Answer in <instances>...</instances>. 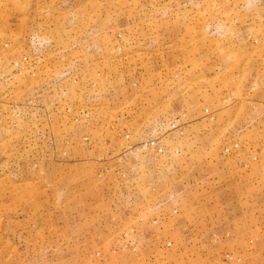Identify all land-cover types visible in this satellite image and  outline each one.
Returning <instances> with one entry per match:
<instances>
[{"label": "rangeland", "instance_id": "obj_1", "mask_svg": "<svg viewBox=\"0 0 264 264\" xmlns=\"http://www.w3.org/2000/svg\"><path fill=\"white\" fill-rule=\"evenodd\" d=\"M158 139L181 157L145 146ZM231 141L244 158L264 148V0H0V264H264L247 217L218 243L178 219L171 249L144 234L129 254L115 238L149 204L182 215L192 186L188 217L216 226L228 201L264 222V167L241 187ZM187 156L209 167L181 176Z\"/></svg>", "mask_w": 264, "mask_h": 264}, {"label": "built area", "instance_id": "obj_2", "mask_svg": "<svg viewBox=\"0 0 264 264\" xmlns=\"http://www.w3.org/2000/svg\"><path fill=\"white\" fill-rule=\"evenodd\" d=\"M206 114L211 117V120L213 119L212 113H209V110H206ZM185 116V115H183ZM181 118V117H179ZM176 122L173 123V126L175 127ZM145 146L148 148H151L157 152L159 156L164 157L167 161H170L171 158L179 159L181 157V154L177 152L176 157H173L172 155H166V150L164 146L161 144V140H151L145 143ZM253 152V151H252ZM244 150L242 147V144L237 141H231L229 144L225 145L223 148V160L225 162H230L232 160L238 161L241 158L243 160L240 162V167L242 170H244L247 173H251L253 167H255L257 164H260L264 161V148L257 149L256 152H254L252 155H248L246 158L243 157ZM208 181V180H207ZM237 181L241 184V182H244L242 177H238ZM183 188L180 187L177 192L182 191ZM174 198V195L172 196ZM165 205V202H163ZM148 207V213H145V218H137L135 223L130 222L125 228L121 229L117 232V235L115 238H117L118 242L121 243L122 251L129 254H135L139 253V248L137 244V240L141 236L147 237L145 240L147 241H159L163 245V248L171 249L173 248L174 241L170 238V235H166L164 233L165 226L168 225L170 219H179L181 217V210L178 207H174V209L170 210V213H164L160 212L158 215L153 213H149V211L152 209L153 212H157L159 210L158 207H152L151 204L147 205ZM162 210L164 209L161 208ZM165 211V210H164ZM149 215V216H148ZM143 226V230L140 229V227ZM212 241L215 243L220 242L221 240H229L232 238L231 232H226L223 235L219 233H214L211 235ZM258 240V238H249V243H253L255 240ZM256 240V241H257ZM112 253H117V249L113 248ZM97 256L101 255V251H97ZM225 261L229 264H238L242 262V258L239 255H235L234 253H227L225 255Z\"/></svg>", "mask_w": 264, "mask_h": 264}, {"label": "crops", "instance_id": "obj_3", "mask_svg": "<svg viewBox=\"0 0 264 264\" xmlns=\"http://www.w3.org/2000/svg\"><path fill=\"white\" fill-rule=\"evenodd\" d=\"M230 143V142H229ZM229 143H227V144H229ZM226 144V145H227ZM192 158L190 157L189 158V156H187L184 160H183V162H182V165H180L181 166V169H180V171H179V174L182 176V174H183V176L184 175H186L187 173H189V176H194V174L195 175H197V173L199 174V175H201L202 173V171H203V168H207V167H209L208 165H206V164H202L201 162H198V161H194L193 159L191 160ZM185 161V162H184ZM187 161V162H186ZM220 165V164H219ZM262 165H264V162H262V163H260V164H257L255 167H253V169H252V172L251 173H249V174H244L243 176H242V178H243V180L244 181H246V182H244L242 185H241V187H244V188H246L245 186H246V184H248V183H253L254 185H259V179L261 180V177H260V175H259V177H258V175H257V173H258V171H260V170H262V169H260V168H262V167H264V166H262ZM231 167H233V166H231V165H227V167L225 166V169H226V173H227V181L226 180H224V182H223V187H229L230 185H232L233 183H235V179H234V177L235 176H237L236 174H237V171H233L232 169H231ZM207 170V169H206ZM223 172L225 171V170H222ZM194 172V174H192ZM191 173V174H190ZM201 173V174H200ZM207 173V172H206ZM187 176V175H186ZM201 177V176H200ZM181 178V177H180ZM237 178V177H236ZM236 184V183H235ZM183 188V187H182ZM188 188H190V187H188ZM225 189V188H224ZM246 190V189H245ZM203 191V189H199L198 187H193L192 186V188H190L189 190H188V192L183 196V192L180 194V196H178V197H182V199L184 198L186 201H184V203H183V201H181V204H183V208H181L182 209V212H183V214L181 215V217H180V219H178V222H179V226L181 227V226H183L184 227V229H187V227H189L190 228V226L191 225H195L192 229H190L189 230V233L193 230L194 231V237H191V236H189V238H190V240H194L197 236V227H198V225L199 226H201L202 227V225H203V223H205V225H204V227L203 228H205L206 230H207V232H206V235H208V234H210L211 232H213L214 230H215V228H218L219 230V234H221V235H223L224 233H226V232H228V231H233V232H235L236 233V231H235V227L233 226L234 224H236V223H239V222H241L242 220H244L246 217L248 218V220L250 219V218H252V220L253 219H256L255 221L253 220V224L252 225H254V226H256V228L254 227V229H252V230H250L251 232L252 231H256V229H258V228H261L262 226H264V222H261L262 220L261 219H257V217H256V215H253L252 216V213L251 214H249V215H247V214H245V212L243 211H238L237 213L239 214L238 216H237V214H235L236 213V211H234V206H237V205H234V204H232V203H230V202H224V204L222 205H220V208H218L217 209V215H219V219H218V222L216 221V223L218 224V225H216L215 226V222H214V220L211 218V216H210V214H208V215H206L202 220H198V219H196L195 218V216H193V217H188V213L189 212H192V215H196V214H194L195 212H194V210H196L197 211V209H198V204H201V203H199L198 201H197V199L195 198V195L196 194H198V193H201ZM223 191V190H222ZM206 201H210V199H211V197L210 196H207V197H205L204 198ZM206 204V203H205ZM239 204H240V197H239ZM215 205L217 206V204L215 203ZM186 208H188V210H190L188 213H185L184 211H183V209H186ZM208 208V207H207ZM144 210L145 211H148V207L147 206H145L144 207ZM188 210H186V211H188ZM231 210H232V213H231ZM198 212V211H197ZM256 212L258 213L259 211L258 210H256ZM247 213V212H246ZM144 214H145V212H144ZM198 214V213H197ZM234 215V216H233ZM149 216V215H148ZM255 217V218H254ZM259 218V217H258ZM192 222H194V223H192ZM242 225V224H241ZM247 225H250V223H247ZM258 225V226H257ZM175 226V225H174ZM173 226V227H174ZM187 226V227H186ZM244 226V225H243ZM215 227V228H214ZM214 228V229H213ZM174 229H178L177 227H174ZM213 229V230H212ZM183 232V231H182ZM180 233V232H179ZM183 234H184V232H183ZM237 237H239V239L240 240H246V239H248L249 237H252V234H250V236H247V237H245V236H243L242 234H239V235H236ZM211 237V236H210ZM240 256V255H239ZM241 258H242V262H240V263H238V264H244L245 263V258H244V256L241 254V256H240Z\"/></svg>", "mask_w": 264, "mask_h": 264}]
</instances>
